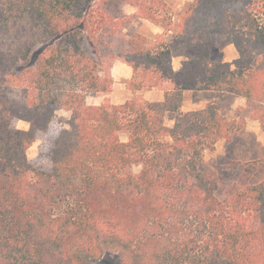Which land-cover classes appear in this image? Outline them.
<instances>
[{
    "label": "trees",
    "instance_id": "obj_1",
    "mask_svg": "<svg viewBox=\"0 0 264 264\" xmlns=\"http://www.w3.org/2000/svg\"><path fill=\"white\" fill-rule=\"evenodd\" d=\"M165 5L0 0V264H102L109 255L122 264H264V158L225 164L239 172L228 184L203 166L248 118L264 131V0L189 2L174 32L198 53L180 69ZM138 19L165 32L128 34ZM217 34L243 64L212 60ZM115 60L133 68L131 90L158 88L164 100L89 103L112 91ZM188 90L216 96L183 112ZM239 97L246 104L229 118ZM59 110L69 116L55 129ZM168 112H178L172 127ZM41 134L48 168L27 153Z\"/></svg>",
    "mask_w": 264,
    "mask_h": 264
},
{
    "label": "rangeland",
    "instance_id": "obj_2",
    "mask_svg": "<svg viewBox=\"0 0 264 264\" xmlns=\"http://www.w3.org/2000/svg\"><path fill=\"white\" fill-rule=\"evenodd\" d=\"M166 5L161 6L159 14L161 18L165 20L173 31H168L167 41L168 45L172 50V53L176 56H185L187 58L195 57L198 50L195 46H187L185 42L174 32L176 25L179 22L181 13L184 11L185 7L192 0H165ZM136 9L131 5L125 6V11L128 14L134 13ZM140 19L134 21L130 24L126 32L132 34L134 32H140L149 36H158L159 34H154L153 29L156 27H163L161 24L147 20L139 21ZM164 28V27H163ZM165 29V28H164ZM165 32V31H164ZM163 32V33H164ZM211 58L213 61H228L232 63L233 67H237L243 64L244 60L241 58L239 52L232 43L230 37L225 34H217L213 36L212 53ZM114 63V61H113ZM91 96V94H89ZM216 92L214 91H188L185 95L184 105L186 109H197L205 106L208 101L215 98ZM89 103H93V98L88 99ZM246 100L239 97L236 100L234 106L226 110V115L229 118H238L239 112L237 107L239 105H245ZM178 112H176L177 114ZM175 114V113H174ZM69 116V113L65 110H59L58 116L54 120L53 127L55 129L60 128L64 125V120ZM62 120V121H61ZM168 121H171L169 118ZM29 123L20 120L18 122V127L21 129H28ZM122 140H128V134H121ZM45 134H41L39 138L33 143V145L28 149V157L40 158V164L48 168L49 162L41 157L42 152H44L45 147ZM264 158V131L259 123V121L252 118L247 119V125L244 132L237 133L231 141L226 139H221L216 144L213 151H206L204 154L205 168L217 169L221 174V178L225 184H228L237 179L239 172L233 169H227L223 166L228 164L233 159L238 160H249V159H263ZM102 264H122L121 260L115 255H109L105 257Z\"/></svg>",
    "mask_w": 264,
    "mask_h": 264
},
{
    "label": "crops",
    "instance_id": "obj_3",
    "mask_svg": "<svg viewBox=\"0 0 264 264\" xmlns=\"http://www.w3.org/2000/svg\"><path fill=\"white\" fill-rule=\"evenodd\" d=\"M133 12H135V10ZM140 20L146 21L145 19H140ZM153 30H154L153 31L154 34H162L165 31L163 27H159V28L156 27ZM186 59L188 58L185 56H176L173 54V67L175 69H180L183 61H185ZM111 74L114 78V85L112 91L107 94H91V96H88V99L93 98L94 104H101L106 98L110 99V101L114 104H122L131 97H133L134 95L142 96L150 101H162L165 98L164 92L158 88H147L136 92L131 90L129 88V81L132 79L134 75V71L130 65H128L127 63L121 60L114 61L113 66L111 68ZM188 91H197V90H188ZM188 91H185V95L187 94ZM189 110H194V109L191 108L186 109L183 103V106L181 107V111L186 112ZM177 115L178 113L176 114V112H168L165 119L166 124L172 127L175 124ZM169 118L171 119V121H168Z\"/></svg>",
    "mask_w": 264,
    "mask_h": 264
}]
</instances>
